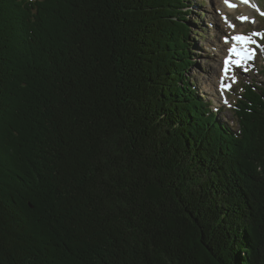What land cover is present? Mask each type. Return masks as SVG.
<instances>
[{
    "label": "trees",
    "instance_id": "obj_1",
    "mask_svg": "<svg viewBox=\"0 0 264 264\" xmlns=\"http://www.w3.org/2000/svg\"><path fill=\"white\" fill-rule=\"evenodd\" d=\"M188 2L0 0V264H264V88L213 110Z\"/></svg>",
    "mask_w": 264,
    "mask_h": 264
},
{
    "label": "rangeland",
    "instance_id": "obj_2",
    "mask_svg": "<svg viewBox=\"0 0 264 264\" xmlns=\"http://www.w3.org/2000/svg\"><path fill=\"white\" fill-rule=\"evenodd\" d=\"M203 1L205 2L204 6L201 4ZM223 1L225 0H189L188 2L190 5L194 4L191 6L194 10L192 18L198 17L200 16L198 13L206 11L202 18V22L206 25V31L195 29L197 50L193 57L196 63L188 70V76L195 81L202 96L205 95L207 99L210 98L214 101L213 109L216 111L218 109L219 115L224 118V121L231 124L233 110L229 109H235V106L229 102L233 100L235 94H239L241 89L245 88L244 85L242 88L237 87L239 79H242L243 84L249 81L250 87H252L250 84H254L256 87L264 88V35H253L254 33L264 34V0H251V10L247 13L244 12L241 4H237L232 10H221ZM229 1L233 2V0ZM243 32L262 42L259 44L263 48L257 46V52H253L249 57L234 58L236 59V62L233 63L234 69L226 74L227 65L223 62L230 49L231 35ZM255 44L257 45L256 40ZM245 69L247 70L245 71ZM223 79L226 80L223 82ZM230 91L232 94L227 95L226 93ZM203 101L205 102V100ZM218 106L223 107L219 109Z\"/></svg>",
    "mask_w": 264,
    "mask_h": 264
},
{
    "label": "bare ground",
    "instance_id": "obj_3",
    "mask_svg": "<svg viewBox=\"0 0 264 264\" xmlns=\"http://www.w3.org/2000/svg\"><path fill=\"white\" fill-rule=\"evenodd\" d=\"M238 2H237V4H241V7H242V9L244 10V12H249V10H251V6H252V4L250 3L251 2V0H237ZM234 2V1H233ZM233 2H228V3H226L225 1H223L222 3H223V5L221 4V7H220V9L221 10H232V9H234V7L237 5L235 2L233 3ZM218 7H219V4H218ZM196 25V24H195ZM237 34H239V33H237ZM233 35H236V34H233ZM232 36V35H231ZM237 36H234L233 38H232V42L230 43V45H236L237 44V46H239L238 47V50L236 51V52H239V51H242V53L244 54V55H246V56H251L252 54L250 53V51L248 50L249 49V47H248V45H250V40H240V39H237L236 38ZM251 39V38H250ZM228 52H229V50H228ZM226 53V55L227 56H231V55H234L235 53ZM231 52V51H230ZM227 56H225V57H227ZM233 99V98H232ZM223 106H220L219 107V109H221ZM214 110V109H213ZM218 112V111H217ZM218 114H220V112L218 113ZM232 123V122H231ZM230 124V123H229Z\"/></svg>",
    "mask_w": 264,
    "mask_h": 264
},
{
    "label": "snow or ice",
    "instance_id": "obj_4",
    "mask_svg": "<svg viewBox=\"0 0 264 264\" xmlns=\"http://www.w3.org/2000/svg\"><path fill=\"white\" fill-rule=\"evenodd\" d=\"M226 3L229 2V0H225ZM253 35H264V34H260V33H254ZM237 39H247L246 37H243L242 35L241 36H238ZM247 69H245L246 71Z\"/></svg>",
    "mask_w": 264,
    "mask_h": 264
}]
</instances>
